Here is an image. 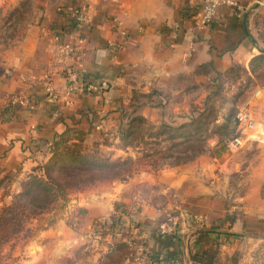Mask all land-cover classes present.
<instances>
[{
  "label": "crops",
  "instance_id": "crops-1",
  "mask_svg": "<svg viewBox=\"0 0 264 264\" xmlns=\"http://www.w3.org/2000/svg\"><path fill=\"white\" fill-rule=\"evenodd\" d=\"M236 1L237 6L218 8L209 26L197 28L198 0H86L87 18L77 28L72 11L81 0H0V31L2 25L16 28L0 34V211L22 182L41 173L51 144L68 130L85 133L87 143L112 136L114 143L104 151L122 159L136 157L133 148L117 145L123 107L136 108V114L152 124L187 121L191 107L210 91L214 75L233 64L247 66L262 45L256 29L263 22L264 0ZM254 2L261 5L256 18L248 12ZM26 3L30 12L24 15ZM55 32L80 51L59 61ZM189 45L194 52L183 60ZM69 62L81 81L72 92L66 91L63 77ZM48 81L58 95L56 101L45 92ZM89 86L95 88L86 90ZM73 141L74 136L69 143ZM226 148L231 153L242 149ZM195 165L164 167L160 176L143 169L128 181L98 183L82 194H70L66 210L54 223L23 245L2 247L1 264H100L110 246L97 240L98 234L92 237L90 229L93 219L109 213L113 203L114 213L127 225L114 229V244L125 240V231L145 251L138 262L125 258L122 264H169L173 259L192 264L189 254L206 248L208 241L264 234V197L257 185L237 205L206 192V187L190 192ZM145 182L158 183L164 190H179L185 182L190 186L179 192L183 197L176 234L160 232L162 209L136 192ZM78 194L86 209L77 216L79 224L72 220L77 218L72 211L79 207ZM202 218L229 227H194Z\"/></svg>",
  "mask_w": 264,
  "mask_h": 264
},
{
  "label": "rangeland",
  "instance_id": "rangeland-1",
  "mask_svg": "<svg viewBox=\"0 0 264 264\" xmlns=\"http://www.w3.org/2000/svg\"><path fill=\"white\" fill-rule=\"evenodd\" d=\"M28 4L26 3L24 15L30 12ZM260 6V3L258 2H254L249 6L248 12L253 14V18L258 16V8ZM262 21L261 26H257L260 29H256V33H258L257 38L262 40V45L258 48V53L254 56L260 54L261 50H264V18ZM7 22L8 20L6 23ZM11 27L12 25H8L5 29L2 25L0 34L3 33L8 35L16 30V28L13 27L12 29ZM257 27L255 26V28ZM18 32L19 28H17V33ZM252 42H256L255 37L252 38ZM251 58L247 62V66L233 64L227 69L217 72L212 78L213 80L210 91L201 103L191 107L189 114L190 117L195 116L198 108L211 107L209 119L213 120L214 117L216 120L212 124H209L207 129L203 132V152L193 160L185 163L196 164L193 171L195 178H193L190 183V186L192 187L190 188V192L197 191V188L206 187V192L221 194L236 205L240 203L239 198L256 188V185L260 191V195L264 197V146L252 143L234 153L228 151L225 146L226 140L234 131L233 114L236 106L255 90L264 87V84L260 85V83H264V72H260L257 75L251 72L249 67ZM260 101L262 114L264 115V88L261 93ZM226 120H228L227 127H218ZM127 123V121L123 122L122 129L127 128ZM165 123L172 126L180 124L179 122ZM134 125L137 126V129L134 130L129 138L131 146L127 147H130V149L133 148L136 152L135 158L142 154H148L150 156L149 160H151V162H156L153 166L147 165L144 170H148L152 176H160L163 175L161 170H163L164 167L168 168L182 165H175L174 162L178 157H184V154H180L179 151H183L184 149L186 151V146L171 148L168 151L172 154L171 157H162L161 155L155 154L156 150L167 149V147H170L174 142L173 140L168 139L167 133L169 130L167 128H157L158 124H155V128H150L146 123L137 122ZM111 138L112 136H107L103 139H96L87 143L86 134L84 133L81 141H73L72 144H77L81 149V152L85 154L115 160L106 155L107 152L104 151V146L112 145L114 143ZM193 144L196 145V142ZM117 145L119 146L120 142H118ZM47 161L39 167L41 173L38 172L31 174L30 176L44 178L43 166ZM140 170L143 169L141 168ZM138 171L132 173L131 176L126 178V180H122L121 178L123 176L118 175L114 170H85L81 172H73L76 175L75 177L72 175L68 176L67 173L70 172L62 170V172L53 173V176L58 183L63 184L77 179L82 182L92 181L93 183L82 190H69L68 201L63 204H60L61 201L53 202L51 204L46 203V199H44L45 197L39 194L38 187H32L29 194L19 197L20 207H12L5 210V206L11 204L13 200L11 199V202L3 206V210L1 209L0 211V215L2 216L0 218V264L5 261L3 260L4 255L1 254L2 247L5 245H11L13 249L17 244L23 245L28 238L36 234L39 229L46 228L54 223L66 210L70 200V194H73L74 192L82 194L85 189L98 185V183L114 182V180L120 182L128 181V179L135 173H138ZM25 181L22 182V186ZM151 186L155 187V189L153 190ZM190 186L185 182L179 190L173 188L164 190L158 183L145 182L140 183L137 186L136 192L149 199L152 198L154 205L159 206L162 209V218L164 220L167 213H172L177 216L179 215L178 206L183 197L181 194H183V192ZM21 191L22 187L13 198ZM179 192L181 194H179ZM79 196V207L72 211L75 217L86 211L83 206V196ZM117 214L119 213H114L113 203L109 213L93 219L90 229L92 231V237L98 234L97 240L104 241L107 243L106 245L110 246V251L104 255L100 264H120L124 254H127L126 258H131L136 262L139 261V259L137 260L136 258L139 256L138 252L140 251L138 250L139 246H141L139 245L140 242L135 245L133 243L135 241L130 239L131 237H128L129 233L122 231L125 240H119L114 244V229L119 228L122 230L127 227L124 219L121 218V215ZM78 218L79 217L72 220L79 224L80 218ZM198 220H200V218ZM195 226L209 229H223L229 227L218 223H210V221L205 218H202L201 221H197L194 227ZM227 241L228 240L208 241L209 243L206 244L207 247L201 248L199 251H206L205 258L211 260V264H264V234L254 232L238 234L231 241ZM129 242H131L132 245L129 244ZM193 243L194 242L191 244ZM141 252H145L143 248ZM8 253L10 257H13L10 252ZM6 263L11 264V262Z\"/></svg>",
  "mask_w": 264,
  "mask_h": 264
},
{
  "label": "trees",
  "instance_id": "trees-1",
  "mask_svg": "<svg viewBox=\"0 0 264 264\" xmlns=\"http://www.w3.org/2000/svg\"><path fill=\"white\" fill-rule=\"evenodd\" d=\"M249 67L251 72L255 75L259 74L260 72H264V50H261L260 54L251 58ZM263 84L264 83H260V85ZM237 106L233 114L234 131L227 140L235 135V114L237 111ZM210 112L211 107L198 108L195 116H191L187 121L176 126H172L165 122L159 123L157 128H167L169 130L167 137L174 142L170 147H167V149L165 148L156 150L155 154L161 155L162 157H171L172 154L168 152L171 148L186 146V151L185 149L183 151H179L180 154H184V157H178V159L174 162L175 165L185 164L200 155L204 150V146L202 145V142H204L202 137L203 132L207 129L209 124H212L216 121L214 117L213 120L209 119ZM120 118L122 120L119 123L117 131L120 147L131 146L129 138L133 134L134 130L137 129V126L134 125L136 122L146 123L150 128L156 127L155 124L149 123L144 117L137 115L136 108L128 109L123 107L120 112ZM123 120L128 122L127 128L125 129H122V124L124 122ZM227 125L228 120L218 127H227ZM83 134L84 133L81 131L68 130L66 133L62 134L58 140L54 141L51 144V157L43 166L44 178L30 176L29 179L23 184L22 191L16 195L13 198L11 204L5 206L4 209L7 210L12 207H20L19 197L29 194L32 187L39 188V194L45 197L44 199H46V203L51 204L53 202L61 201L60 204H63L68 201L69 190H82L93 183L92 181L82 182L79 179L68 181L63 184L58 183L53 176L54 172L58 173L62 172V170H67L70 172L67 173L68 176L72 175L75 177L76 175L73 172H81L85 170H114L118 175L123 176L121 178L122 180H126V178L131 176L132 173L137 172L141 168L144 169L147 165L153 166V164L156 163L155 161L151 162V160H149L150 156L148 154H142L141 156L134 159L131 157H126L124 159L118 158L115 160H109L107 158L85 154L81 152V149L77 144H72L73 142L68 144L69 140L72 139L73 136L77 141H81ZM194 142H196V145L193 144ZM1 217L2 216L0 215V218ZM189 255L192 264H211V260H207L205 258V250L201 252H191ZM126 257L127 254H124L122 257V262ZM122 262L120 264H122Z\"/></svg>",
  "mask_w": 264,
  "mask_h": 264
},
{
  "label": "built area",
  "instance_id": "built-area-1",
  "mask_svg": "<svg viewBox=\"0 0 264 264\" xmlns=\"http://www.w3.org/2000/svg\"><path fill=\"white\" fill-rule=\"evenodd\" d=\"M82 4L74 8L72 11L73 25L80 27L87 18L85 2L81 0ZM200 2V14L196 21L197 28H206L214 19L218 8L222 6H237L236 0H198ZM53 39L56 41L57 58L59 61L70 59L75 53L80 51V46L66 41L57 32L54 33ZM194 52L192 45L188 46V49L183 54V60L191 57ZM63 77L66 81L67 92H72L80 86V78L78 72L73 67L72 63H67L63 68ZM94 86H89L86 90L94 89ZM263 88H258L252 94H250L245 100L237 106L235 114L236 128L235 135L229 140H226V146L230 148H242L246 143H256L264 146V115L261 110V93ZM45 92L47 96L56 101L58 95L52 85L51 81H48L45 86ZM96 126V129H99ZM179 229V218L177 215L167 213L165 219L159 225V230L163 234L174 235ZM95 235V234H94ZM139 256L136 258L140 260L142 247L139 246ZM169 264H179L178 259H173Z\"/></svg>",
  "mask_w": 264,
  "mask_h": 264
},
{
  "label": "water",
  "instance_id": "water-1",
  "mask_svg": "<svg viewBox=\"0 0 264 264\" xmlns=\"http://www.w3.org/2000/svg\"><path fill=\"white\" fill-rule=\"evenodd\" d=\"M106 87V85H104Z\"/></svg>",
  "mask_w": 264,
  "mask_h": 264
}]
</instances>
